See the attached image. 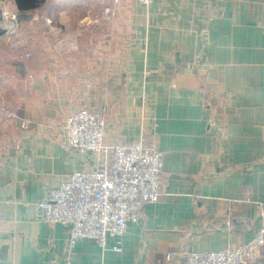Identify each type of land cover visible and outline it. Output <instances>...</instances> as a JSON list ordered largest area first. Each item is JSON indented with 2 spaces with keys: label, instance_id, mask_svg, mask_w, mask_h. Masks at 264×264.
I'll list each match as a JSON object with an SVG mask.
<instances>
[{
  "label": "crops",
  "instance_id": "1",
  "mask_svg": "<svg viewBox=\"0 0 264 264\" xmlns=\"http://www.w3.org/2000/svg\"><path fill=\"white\" fill-rule=\"evenodd\" d=\"M101 9L0 0V105L16 112L0 116V264H184L190 251L248 242L264 207V0ZM83 108L104 116V144H157L161 193L122 236L69 248L68 227L38 204L100 165L102 154H78L58 131ZM246 264H264V250Z\"/></svg>",
  "mask_w": 264,
  "mask_h": 264
},
{
  "label": "built area",
  "instance_id": "2",
  "mask_svg": "<svg viewBox=\"0 0 264 264\" xmlns=\"http://www.w3.org/2000/svg\"><path fill=\"white\" fill-rule=\"evenodd\" d=\"M99 1L101 12L107 17L115 13L120 2ZM151 1L137 0L146 7ZM6 16L16 19L15 13ZM0 116L10 119L16 117V112L0 105ZM58 131L78 154L93 151L103 157L99 167L73 171L57 188L50 190L47 198L38 204L42 218L68 227L69 248L80 238H91L103 247L107 234L122 236L127 222L137 220L145 204L158 200L162 152L144 135L133 141L119 137L112 144H104L105 118L89 109L70 113L58 125ZM113 249L120 250V247ZM263 250L264 207L260 210V226L251 240L217 251H190L184 264H246L254 261ZM166 257L170 258V254Z\"/></svg>",
  "mask_w": 264,
  "mask_h": 264
},
{
  "label": "trees",
  "instance_id": "3",
  "mask_svg": "<svg viewBox=\"0 0 264 264\" xmlns=\"http://www.w3.org/2000/svg\"><path fill=\"white\" fill-rule=\"evenodd\" d=\"M44 0H15L19 9H30L40 5Z\"/></svg>",
  "mask_w": 264,
  "mask_h": 264
},
{
  "label": "rangeland",
  "instance_id": "4",
  "mask_svg": "<svg viewBox=\"0 0 264 264\" xmlns=\"http://www.w3.org/2000/svg\"><path fill=\"white\" fill-rule=\"evenodd\" d=\"M98 1H99V0H98ZM99 2H100V1H99ZM100 4H101V3H100ZM101 10H102V9H101ZM100 12H101V11H100ZM7 13L9 14L10 12H7ZM10 14H12V13H10ZM101 15H102L103 18H106V17H107V16L103 15L102 12H101ZM109 17H110V16H109ZM107 18H108V17H107Z\"/></svg>",
  "mask_w": 264,
  "mask_h": 264
}]
</instances>
